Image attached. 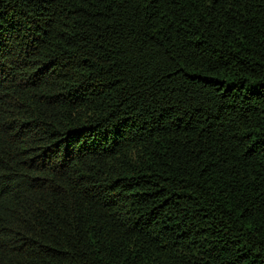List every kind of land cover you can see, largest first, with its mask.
Returning <instances> with one entry per match:
<instances>
[{"label":"trees","instance_id":"1","mask_svg":"<svg viewBox=\"0 0 264 264\" xmlns=\"http://www.w3.org/2000/svg\"><path fill=\"white\" fill-rule=\"evenodd\" d=\"M0 264H264V0H0Z\"/></svg>","mask_w":264,"mask_h":264}]
</instances>
